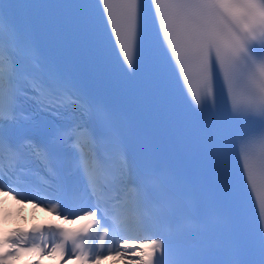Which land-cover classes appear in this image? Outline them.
I'll return each instance as SVG.
<instances>
[{"label": "snow or ice", "instance_id": "obj_1", "mask_svg": "<svg viewBox=\"0 0 264 264\" xmlns=\"http://www.w3.org/2000/svg\"><path fill=\"white\" fill-rule=\"evenodd\" d=\"M58 7L0 5V184L38 178L64 220L66 201H90L80 213L88 223L55 226L59 243H21L41 228L4 236L0 264L49 249L99 264L95 244L80 243L94 229L99 247L129 264H264V163L251 150L264 145V0H94L74 17L41 11ZM142 39L148 71L137 81ZM110 46L127 68L114 71ZM166 78L195 119L175 117ZM43 112L60 123L40 139ZM125 231L153 238H122L114 250Z\"/></svg>", "mask_w": 264, "mask_h": 264}, {"label": "bare ground", "instance_id": "obj_2", "mask_svg": "<svg viewBox=\"0 0 264 264\" xmlns=\"http://www.w3.org/2000/svg\"><path fill=\"white\" fill-rule=\"evenodd\" d=\"M25 211H28L27 209H25ZM119 255H114L115 258H118Z\"/></svg>", "mask_w": 264, "mask_h": 264}]
</instances>
